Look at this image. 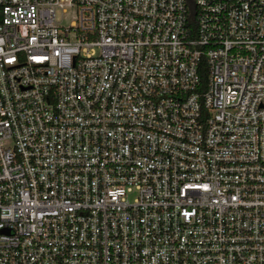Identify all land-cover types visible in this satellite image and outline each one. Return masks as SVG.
<instances>
[{"label": "built area", "instance_id": "2783aa9c", "mask_svg": "<svg viewBox=\"0 0 264 264\" xmlns=\"http://www.w3.org/2000/svg\"><path fill=\"white\" fill-rule=\"evenodd\" d=\"M0 264H264V0H0Z\"/></svg>", "mask_w": 264, "mask_h": 264}]
</instances>
